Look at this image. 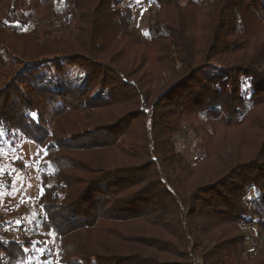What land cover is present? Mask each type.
Returning a JSON list of instances; mask_svg holds the SVG:
<instances>
[{"label":"trees","instance_id":"1","mask_svg":"<svg viewBox=\"0 0 264 264\" xmlns=\"http://www.w3.org/2000/svg\"><path fill=\"white\" fill-rule=\"evenodd\" d=\"M57 1L62 12L49 0H17L30 30L15 29L19 45L0 33V144L43 149L40 228L56 256L47 264H264V245L247 253L248 238L233 234L244 222L264 226V166L248 150L261 142L248 134L257 122L246 111L264 104V0ZM58 14L77 28L72 40L53 37L64 25ZM69 57L84 61L76 78L60 73ZM51 61L54 74L36 72ZM162 73L171 83L158 90ZM234 114L248 120L232 123ZM197 115L211 129L192 163L175 139L181 119ZM220 128L229 130L222 139ZM230 132L244 136L234 145ZM92 152L103 154L94 165ZM4 225L0 217V264L43 248L8 237Z\"/></svg>","mask_w":264,"mask_h":264},{"label":"rangeland","instance_id":"2","mask_svg":"<svg viewBox=\"0 0 264 264\" xmlns=\"http://www.w3.org/2000/svg\"><path fill=\"white\" fill-rule=\"evenodd\" d=\"M16 1L17 0H0V26H2V28H0L2 32L0 31V33H5L7 35L5 37L11 39L15 38L16 44L19 45L22 36H16L18 33L14 32L15 29L17 30L18 28L19 31L26 32L27 30L29 31L31 27L30 25H28V23H25L28 19H25L21 14H18V12H16L17 10L20 11V8L18 9V7L14 6L17 4ZM49 2L52 10L57 9L60 12L64 10L65 5L63 3L65 2L59 3L57 0H49ZM141 8L142 6H140L139 9L136 7L133 8L135 9L133 13V19L135 22L140 21L139 15ZM70 13L71 12H69V14ZM33 17L38 18L39 15H33ZM58 18L62 24L64 23V25L62 29L53 33V37L59 40H72V38L77 35V28L74 24L70 26L68 23H66L63 15L58 14ZM21 19L25 21H22ZM263 27H261L257 33L261 40H264ZM14 33L16 35H14ZM44 39V36H40V38L35 39L33 43L38 44L37 46H39ZM82 62L84 63V61L81 59H77L76 61L73 57H69V64H64L63 70H61L60 73H66L69 77L76 78L84 71ZM22 67L23 64L19 61L17 64H15L13 70L20 71ZM35 70L37 73L54 74V61L45 62L44 64L40 63V65L37 66ZM56 75L58 76V74ZM8 79H10V75L4 80L8 81ZM16 81L17 79L15 80V82ZM167 83L171 82H168V77H166L165 73H162V77L159 80V83H152V87H157L158 90H163L166 87ZM18 87L20 88L21 92L29 95L24 83L21 84L19 82ZM249 87L250 85L246 81L242 92L243 95L248 92ZM247 110V116L250 114L249 119H254V121L257 122V125L248 127V134L253 135L256 139L259 137L261 142L259 145L255 144V147L253 145H248V150L254 149L255 152V155L253 157L251 155L249 156V158L252 159V161H256L257 164H261L264 166V157H262V155L264 154V104H254V106L253 104H250L246 111ZM236 115L237 114H234L232 116V119H230L232 120V123L243 124L242 121L245 122L246 120H248L240 119L241 116ZM118 116H120L119 113L114 114V118ZM235 116L237 117V119H233V117ZM105 118L106 117H103L102 119ZM181 120V124H183V126H181L179 131L180 133L177 134V137L175 139L176 152H178V154H180L185 161L194 163L201 155V150L203 147L202 138L204 137V134L207 133V129L211 128L209 127V125L202 124L205 121L202 115L192 116L191 119ZM140 122H146L148 124V120L146 118H140ZM132 125L137 127V121H134ZM220 130L221 128L218 130L217 137L219 138L220 135L222 139L223 132L226 129L219 134ZM227 132H229V130H226L224 135H226ZM243 136L244 135L241 132H230L228 138L233 142L234 145H236L237 141ZM104 151L106 154L110 153L109 149H104ZM227 151H231V148L227 147ZM234 151L235 153L237 152L235 147ZM42 153V148H39L28 140H24L22 145H20L17 150L8 149L5 144H0V217H2L3 219L5 218L9 222V225L6 229L5 227L7 224L2 226V230H8V237L12 236L22 238L24 236H28V238L33 242L32 246H35L36 242L39 241L44 248V252L42 251L43 248H36L34 250V254H32L30 257H28L27 255L28 258L23 260V262H25L26 260V264H47L56 259L55 254H52V256H48V253L50 254L52 250L54 252L55 249L52 248L51 236L48 232L42 231V229L40 228L41 219L39 217L41 216L42 211L38 204L40 187L38 182L39 177L36 162L41 159ZM68 153H70L71 155H76L74 151H69ZM95 153L96 152H92L90 153V155L86 156L88 162L91 165H94L95 162H98L99 158L103 156L102 153L101 155L93 156ZM225 161L227 163L234 164V161L229 155L225 157ZM24 163L26 164V166L23 167ZM219 165L225 168L224 162L220 163ZM204 183L207 184L210 182L205 181ZM8 185H10V188L8 187ZM240 227L241 230L235 231L233 232V234L243 232L245 234V237L248 238L245 248L246 252L248 251L250 252V254H252L253 251H255L256 249H260V247L264 245V226L261 227L260 225L256 228L255 224L247 225V222H244ZM35 234L38 235V239H36L37 237H35ZM39 234L42 237L41 239H39ZM48 243L51 247H48ZM244 255L245 253L243 254V256ZM244 258L245 256L242 257V260H244ZM87 264H94V261L91 259L87 260Z\"/></svg>","mask_w":264,"mask_h":264},{"label":"snow or ice","instance_id":"3","mask_svg":"<svg viewBox=\"0 0 264 264\" xmlns=\"http://www.w3.org/2000/svg\"><path fill=\"white\" fill-rule=\"evenodd\" d=\"M34 118H35V114H34Z\"/></svg>","mask_w":264,"mask_h":264}]
</instances>
